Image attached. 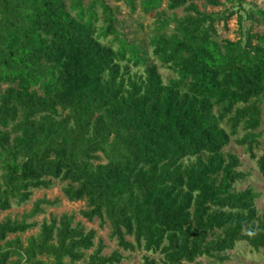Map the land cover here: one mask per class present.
<instances>
[{
	"label": "trees",
	"instance_id": "1",
	"mask_svg": "<svg viewBox=\"0 0 264 264\" xmlns=\"http://www.w3.org/2000/svg\"><path fill=\"white\" fill-rule=\"evenodd\" d=\"M123 1L132 10L137 2ZM138 1L146 13L163 3ZM165 1L183 13L156 11L148 44L176 74L167 83L108 0H0V211L67 182L65 197L85 202L88 221L107 222L116 244L105 255L96 231L66 212L22 241L35 225L26 218L52 203L40 198L21 221H0V264H118L135 251L160 254L159 264L223 262L240 240L264 251L259 194L236 189L247 174L223 150L242 128L236 142L264 176V8L246 15L262 31L230 39L196 4L220 0Z\"/></svg>",
	"mask_w": 264,
	"mask_h": 264
},
{
	"label": "rangeland",
	"instance_id": "2",
	"mask_svg": "<svg viewBox=\"0 0 264 264\" xmlns=\"http://www.w3.org/2000/svg\"><path fill=\"white\" fill-rule=\"evenodd\" d=\"M111 5L117 6L121 11V15L124 17L123 26L125 29L120 28L126 33V37L131 40L138 42L139 46L146 50L149 60L154 62L161 74L162 81L167 83L169 79L176 77L174 71L168 68L163 63L156 59L151 58V49L148 44L149 36L152 35L157 28V14L156 11L163 9L167 15H171L172 12L177 15H181L183 12L181 8L175 10H169L166 8V1L163 0L162 5L156 10L148 13L143 12L139 1L135 3V8L132 10L123 0H108ZM221 5L210 6L205 4L203 1H196L198 8L206 13L213 14L217 18L215 27L218 32L219 38H230L236 39L239 34L246 31L247 28H251L252 31H262V26L254 19L248 18L246 15L254 8H264V0H244L242 3L243 9L239 7L237 0H220ZM90 0H82L83 5H87ZM100 12V9H98ZM232 11L228 17V13ZM226 15V16H225ZM224 16L227 17L224 19ZM99 25H103L101 17L99 18ZM226 21V22H224ZM171 24L168 29H170ZM167 31V29H165ZM100 40L105 43L111 42V36L107 38L100 37ZM114 47L117 46L116 41H112ZM133 70L137 68H132ZM139 72H142V68H138ZM260 125L256 131L262 133L260 137L261 147L264 146V101L260 104ZM242 128L238 129L236 135L232 136L230 142L223 148L225 152H231L237 155L240 160L239 169L247 174V177L242 182L235 185L236 189H243L246 186H251L259 194L256 198L255 205L258 213L264 212V176H262L256 167V158H251L249 153L246 151L244 145H240L236 142V139L243 135ZM261 150L255 149V155L258 156ZM67 182L54 180L50 188L34 189L31 198L22 204L13 203V205L5 211H0V221L9 218L11 221H21L25 217L26 213L32 208L35 200L40 198H46L52 203L43 204V212L38 213L35 216L27 217L26 221L35 222V225L20 233L19 236L24 241L29 235L36 234L39 230V226L43 220L49 218L50 215H60L61 213H73L74 222L81 223L86 229H94L96 236L94 242L98 239L102 240L105 248L103 253L108 255L112 250L116 248L114 239L109 237V224L107 222L101 223L98 218H94L92 221H88L79 214V211L85 207L83 200L71 201L67 199L63 193V187L66 186ZM14 235L9 234L8 238H12ZM91 249L86 251L89 254ZM228 259L223 262L210 257H199L197 259L198 264H264V251L262 249H254L249 246L246 241L240 240L236 242L233 249L226 252ZM125 258L118 264H144L143 255H147L150 258L156 259L157 263H160V254H150L144 251H135L132 253H124ZM68 261V259H66ZM70 264H84V261H77ZM193 264V263H191Z\"/></svg>",
	"mask_w": 264,
	"mask_h": 264
}]
</instances>
